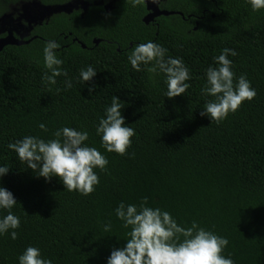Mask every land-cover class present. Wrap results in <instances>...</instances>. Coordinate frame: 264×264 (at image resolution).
I'll return each mask as SVG.
<instances>
[{"label":"trees","instance_id":"trees-1","mask_svg":"<svg viewBox=\"0 0 264 264\" xmlns=\"http://www.w3.org/2000/svg\"><path fill=\"white\" fill-rule=\"evenodd\" d=\"M73 1L0 0V16L30 2ZM82 1L89 5L82 18L54 14L34 30L31 42L0 52V166L10 169L0 186L13 193L12 211L21 221L17 239L0 236V264H17L29 245L52 264H105L130 231L114 209L144 198L182 227L196 221L226 237L222 254L235 264H264V9L253 12L246 0H161L159 10L174 14L146 25L145 4ZM101 2H113L114 8L106 13L96 5ZM149 40L184 61L191 75L185 94L165 97L164 76L150 73V64L132 69L127 59L132 47ZM47 41L60 45L57 55L67 72L55 85L43 79ZM224 48L236 51L228 57L232 71L246 76L256 96L217 123L200 115L203 104L214 99L201 89L205 70L216 66L213 58ZM89 65L97 74L83 83L79 72ZM113 96L136 133L123 156L106 152L95 133ZM65 126L86 130L85 143L108 159L103 171L94 169L100 182L89 195L67 191L56 177H37L7 148L26 135L52 139Z\"/></svg>","mask_w":264,"mask_h":264},{"label":"clouds","instance_id":"clouds-1","mask_svg":"<svg viewBox=\"0 0 264 264\" xmlns=\"http://www.w3.org/2000/svg\"><path fill=\"white\" fill-rule=\"evenodd\" d=\"M130 2L133 7L146 3L145 0ZM152 2L157 3V0ZM246 3L253 12L264 9V0H246ZM59 47L55 41H47L42 50L43 66L46 69L43 79L52 85L57 83V77H67L62 67L64 61L57 55ZM236 54L234 49H222L213 58L216 66H209L205 70V84L201 92L214 99L203 104L200 115L210 121L219 123L230 112L237 111L244 101H251L256 96L246 76L242 74L237 77L232 71V61L228 57ZM127 59L135 71H140L142 64H150V73L163 74L167 86L165 97L180 96L190 87L187 81L191 75L184 61L168 56L166 48L151 40L135 44ZM96 74L97 71L89 65L80 70L79 79L85 83ZM65 86L70 88L71 81L66 79ZM122 108V102L113 96L95 128L101 147L106 152L121 156L126 154L136 134L125 123ZM39 128L47 131L43 123ZM53 137L45 140L26 135L8 143L7 148L37 177L45 180L56 177L67 191L89 195L100 182L94 169L103 171L108 165V159L96 147L85 143L89 139L86 130L65 126L57 129ZM9 170L7 166H0V178L8 174ZM16 204L13 193L0 186V211L7 213L0 215V236L8 234L12 240L17 239L16 230L21 223L20 217L12 211ZM114 212L116 218L122 221V226L130 228V231L126 233L128 238L122 247L110 250L105 264H235L231 255L222 254L229 244L226 237L206 230L196 221L190 227H182L170 212L159 207H148L147 198L139 205L121 202ZM110 229V224L104 226L105 232ZM17 264H52V260L44 257L38 247L29 245L17 256Z\"/></svg>","mask_w":264,"mask_h":264},{"label":"flooded vegetation","instance_id":"flooded-vegetation-1","mask_svg":"<svg viewBox=\"0 0 264 264\" xmlns=\"http://www.w3.org/2000/svg\"><path fill=\"white\" fill-rule=\"evenodd\" d=\"M160 1L161 0H158L156 3L158 9ZM96 5L102 6L106 13H109L114 8L113 2H109L106 5L101 2L97 3ZM21 6L22 5H19L18 7H12L10 12L4 13L0 16L1 18L4 15H10L9 19L0 22V40L4 39L8 35H11L14 39L21 42H27L26 44H28L33 39H35V36H32L34 30L44 25L51 17H44L42 11H39L38 9H35L33 7H26L25 9H22ZM88 8L89 5L85 10H83L81 5H77V7L73 9L70 14H64L71 15L72 13H77L80 18H82L83 15L87 13ZM148 13L149 12L147 11L146 15H148ZM153 22L154 19L148 24H151Z\"/></svg>","mask_w":264,"mask_h":264},{"label":"water","instance_id":"water-1","mask_svg":"<svg viewBox=\"0 0 264 264\" xmlns=\"http://www.w3.org/2000/svg\"><path fill=\"white\" fill-rule=\"evenodd\" d=\"M158 1V0H157ZM145 6H146V10L149 12L148 15H146L143 18V23L144 24H148L149 22H151L153 19H155L156 17L159 16H168V15H172L174 13L172 12H166V11H160L157 8L156 3H153L152 0H145ZM77 5H81V7L83 8V10L86 9V7L88 6V3L82 1V0H75L73 2L64 4V5H58V6H43L40 5L37 2H30V3H26V4H22V9H25L26 7H33L35 9H38L39 11H42L44 14V17H50L54 14H60V13H66V14H70L72 12L73 9H75L77 7ZM10 18V15H4L0 18V22L5 21L7 19ZM27 42H21L19 40L14 39L11 35L6 36L4 39L0 40V52L2 51V49L6 46H20L23 44H26ZM94 44H98L99 41L98 40H94L93 41ZM82 48H85L84 45L81 44Z\"/></svg>","mask_w":264,"mask_h":264}]
</instances>
